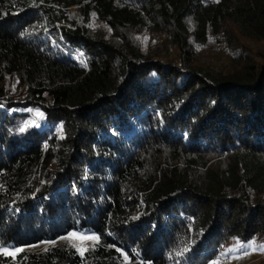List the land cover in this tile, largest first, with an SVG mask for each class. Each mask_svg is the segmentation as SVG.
I'll use <instances>...</instances> for the list:
<instances>
[{"label":"trees","instance_id":"16d2710c","mask_svg":"<svg viewBox=\"0 0 264 264\" xmlns=\"http://www.w3.org/2000/svg\"><path fill=\"white\" fill-rule=\"evenodd\" d=\"M239 35L264 40V0H0V248L98 237L0 264H217L264 238V61ZM213 42L236 71L198 64Z\"/></svg>","mask_w":264,"mask_h":264},{"label":"rangeland","instance_id":"374dc122","mask_svg":"<svg viewBox=\"0 0 264 264\" xmlns=\"http://www.w3.org/2000/svg\"><path fill=\"white\" fill-rule=\"evenodd\" d=\"M239 37L241 49L243 48L244 53L252 58L251 62L261 64L264 61V40L254 41L240 35ZM137 39L144 51L160 50L161 53L158 54L156 59H179L177 50L173 47H168L166 37L157 31L143 32L137 35ZM196 50L197 62L202 66L210 65L215 70L226 73L237 70L238 66L236 67L235 62H232L230 57L225 54L219 43L213 42L206 45H199ZM6 90L11 95H17L19 92V89L13 85H8ZM83 232L85 233L87 230ZM81 235L87 234H82V231L77 233V236ZM65 242L76 248H86L95 241H81L76 237L67 236L51 243H41L20 249H23V252H40L51 244H62ZM249 242H251L250 245ZM240 246H244V248ZM3 248L7 249L10 253L8 247ZM229 249L231 251H228ZM217 264H264V238H253L247 243H241L240 241L232 239L225 245L224 250L217 259Z\"/></svg>","mask_w":264,"mask_h":264},{"label":"snow or ice","instance_id":"6c2138e0","mask_svg":"<svg viewBox=\"0 0 264 264\" xmlns=\"http://www.w3.org/2000/svg\"><path fill=\"white\" fill-rule=\"evenodd\" d=\"M36 115L39 116V115H42V114L37 111ZM20 131H24V128L21 127ZM68 235H69V237H76V238H78L81 241H97L98 240V237L95 236V235H81V236H77L76 232H70ZM250 244H251V242H249V245ZM240 247L244 248V246H240ZM77 250L80 252L81 255H83L84 251H86L87 249L86 248H78ZM0 251H3V252H5L6 254H9V255H15L16 253H19V252L23 251V249L16 248L14 252L9 253L7 249L0 248ZM228 251H231V249H229ZM213 264H215V262H213Z\"/></svg>","mask_w":264,"mask_h":264}]
</instances>
